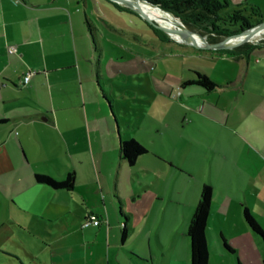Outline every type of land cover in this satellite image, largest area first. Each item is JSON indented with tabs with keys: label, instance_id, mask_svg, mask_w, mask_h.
<instances>
[{
	"label": "crops",
	"instance_id": "0c3cea01",
	"mask_svg": "<svg viewBox=\"0 0 264 264\" xmlns=\"http://www.w3.org/2000/svg\"><path fill=\"white\" fill-rule=\"evenodd\" d=\"M90 8L95 10L93 0H0V186L6 202L0 212V264H190L188 226L205 183L213 187L206 227L209 264H264V239L244 215L247 207L264 231V43L235 55L191 45L177 53L175 46H167L171 53L166 57L183 58L182 69L179 79L160 82L154 74L159 62L152 57L161 50L158 42L147 53L151 58L133 49L120 53L125 48L106 37L104 24L118 33L120 28L107 14H97V23ZM104 41L116 51L106 52ZM126 54L136 62L121 61ZM193 60L214 62L212 70L221 79ZM29 71L34 73L26 82ZM126 71L140 77L147 72L156 97L162 91L184 98L182 117L193 129L190 141L198 146L199 167L187 169L193 185L175 236H158L160 262L145 263L134 254L136 260L126 261L133 255L125 248L128 236L122 238L118 168L129 163L120 156V141L127 137L115 106L121 94L117 88H127L116 78ZM197 72L220 86L207 91L182 84ZM150 103L156 120L161 111L154 100ZM129 137L140 141L133 133ZM71 171L76 174L73 189H56L35 177L63 179ZM134 201V214L150 220L148 199ZM91 213L102 218L100 225L84 226ZM133 244L138 249L129 247L139 254L158 252L152 236L137 235Z\"/></svg>",
	"mask_w": 264,
	"mask_h": 264
},
{
	"label": "rangeland",
	"instance_id": "374dc122",
	"mask_svg": "<svg viewBox=\"0 0 264 264\" xmlns=\"http://www.w3.org/2000/svg\"><path fill=\"white\" fill-rule=\"evenodd\" d=\"M114 2L113 0H93L95 10L89 9V15L97 23L100 21L97 14H107L109 21L115 22V26L120 28V33H118L113 28L104 24L106 37L110 41L113 40V43L118 47L125 48L120 50V53H124L126 49L128 51L133 49L138 51L137 53L141 52L148 55L147 53L151 49V44L158 42L161 50H154L152 48L154 50L152 57L154 61L158 60L159 62V67L154 73L155 76L160 82L163 81L165 83H172V81L179 79L183 58H167L166 55L171 53L167 48L175 46V48L179 49L177 50L178 52L176 51L177 53H183V46L190 45L183 44L172 38L169 33L158 26L154 19L152 22L145 19L134 7H131L130 11L121 10L116 5L118 2ZM251 3L247 6L248 10L246 14H252L253 16L252 8L256 4L257 7L261 8L264 16V0H251ZM83 5L84 2H82ZM121 5L129 6L124 3ZM142 10L150 14L148 11ZM257 17V15L253 16L254 19ZM193 31L206 38L209 37V34L203 32L202 28L199 29L201 33L196 29H193ZM113 34L117 35V37L112 36ZM253 34H260L263 37L257 40L248 39L247 42L255 44L264 40V34ZM179 38L189 40L180 36ZM103 45H105L106 52L111 50L116 51L114 46L107 44L105 41ZM192 47L194 49L195 46ZM148 57L151 58L150 55ZM120 60L131 63L136 62L134 57L127 54ZM192 62L195 65L201 63L198 60H193ZM222 62L226 68L232 67L230 61L223 60ZM201 64L207 66L209 71H212L214 79L218 81L221 79L222 76L217 71L212 70L214 62H203ZM189 67L191 65L187 63L186 68ZM112 69L117 68L112 66ZM144 74L143 77H140V74L132 76L126 71L121 74V76H125L124 78H116L117 82L124 84L127 88L123 90L117 88L118 93L121 94L119 95V101L115 102V106L118 112L121 111L123 118L121 120V129L124 136L127 137L124 140H130L129 133H133L134 137L138 138L139 142L147 149L142 162L132 166L129 164L123 165L118 168V174L121 187L120 195L123 198L122 208L126 212L123 215V226L124 224L128 226V246H125V248L132 255H137L141 259L140 261L148 263L151 261L160 262V260L164 259L163 248L157 242L158 236L160 237V232L163 236L166 235V232L171 236H175L174 231L179 222L178 216L182 214L185 207V195L193 185L190 179L192 174L187 169L196 170L199 167V159L195 156L194 152L198 150V146H195L190 141V137L194 135L193 129L186 125L182 117L184 105L179 102H183L184 98L175 97L162 91H158L159 96L156 97L155 91L147 83L146 76H148V73L145 72ZM193 75H195V72H193ZM133 82L136 86L131 88ZM128 90L137 92L136 94H131L127 92ZM122 92L125 93L122 95ZM152 100L155 101L159 111L162 112V114L161 112L159 113V117L156 120L152 117L150 111V101ZM141 111H145L146 115H141ZM52 168L58 173V169L55 166H52ZM143 198L148 199L153 206V211L150 215V220L145 216L146 219L140 221L139 217L134 214L136 211L134 199L138 201ZM5 207V192L0 186V212H3ZM140 234L145 235V238L152 236L156 242L158 252L152 255L150 252L141 251L142 253L139 254L135 250H132L130 247L138 249L133 243L136 241L137 235ZM134 255L128 254L126 261L133 262L136 260ZM189 262L191 264V253Z\"/></svg>",
	"mask_w": 264,
	"mask_h": 264
},
{
	"label": "trees",
	"instance_id": "16d2710c",
	"mask_svg": "<svg viewBox=\"0 0 264 264\" xmlns=\"http://www.w3.org/2000/svg\"><path fill=\"white\" fill-rule=\"evenodd\" d=\"M162 8L168 10L172 15L165 13L169 18L174 20V17L183 21L190 29L200 28L203 32H207V37L210 43H216L225 37H229L240 32H243L254 25L264 22V16L260 7H253V14L257 18H253L252 14H246L247 5L237 4L234 6L229 0H148ZM116 3V2H115ZM121 8L130 10L131 7H126L116 3ZM90 24V22H88ZM91 25V24H90ZM152 25V24H151ZM153 26V25H152ZM154 27V26H153ZM259 28H264L260 26ZM258 28V29H259ZM201 33V32H200ZM203 34V33H202ZM260 43L242 42L235 45L233 48L209 49L213 52H223L230 55L238 53H248L249 50L259 47ZM199 51L207 49L200 48ZM183 85L196 84L203 87L207 91H212L220 86L215 80L207 74L197 72L196 77L185 80ZM147 152L146 147L138 140L132 138L130 140L122 139L120 141V156L125 159L130 165H134L137 159ZM36 180L41 183L50 185L56 189H73L76 182L75 172H69L65 178L56 179L51 175L37 173ZM213 199V187L209 183L202 186L200 198L191 217L188 226V236L191 242V264H209L210 251L208 247L206 227ZM246 221L250 227L264 239V231L256 221L255 217L246 207L244 210ZM122 238L125 239L128 234V226H123ZM228 249L233 251L232 247L226 243Z\"/></svg>",
	"mask_w": 264,
	"mask_h": 264
},
{
	"label": "water",
	"instance_id": "95a60500",
	"mask_svg": "<svg viewBox=\"0 0 264 264\" xmlns=\"http://www.w3.org/2000/svg\"><path fill=\"white\" fill-rule=\"evenodd\" d=\"M115 2H118L120 4L124 3L126 5H129V7H134L135 9H137V11L147 20H150L152 22V20L154 19L158 26H160V28L164 29L167 33H169L171 35L172 38L176 39L177 41L182 42L183 44H188V45H192L195 46L197 48H204V49H223V48H233L235 45H238L242 42H246L248 41V37L250 35H252L260 26H264V22L259 23L257 25L252 26L251 28L240 32L238 34L226 37L225 39L216 42V43H210L208 41V39L205 36H202L200 34H198L197 32L193 31L192 29H190L183 21H181L180 19L174 17V20L177 22H181L184 25L185 30L193 35L195 38L193 39H189V40H181L178 37H176L174 35L173 32H171L169 29H167L165 26H163L161 23L158 22V20L156 18H154L152 15L147 14L146 12H144L141 8H140V3L141 2H146L148 4H150L151 6L157 7L163 11H165L166 13L172 15L168 10L162 8L161 6L148 1V0H113ZM173 16V15H172ZM195 35H197L199 38H197Z\"/></svg>",
	"mask_w": 264,
	"mask_h": 264
},
{
	"label": "bare ground",
	"instance_id": "6f19581e",
	"mask_svg": "<svg viewBox=\"0 0 264 264\" xmlns=\"http://www.w3.org/2000/svg\"><path fill=\"white\" fill-rule=\"evenodd\" d=\"M140 8L148 11L150 13V15H152L154 18H156L158 20L159 23H161L163 26H165L167 29H169L171 32H173L176 37L179 38V36H180V37L188 38V39H192V38L194 39L195 38L193 35L189 34L185 30L184 25L181 22H177L175 20H172L171 18H169V16H167V14H165V12L163 10H161L157 7L151 6L150 4H148L146 2H141ZM254 33L264 34V28H259ZM195 36L197 37V35H195ZM262 37L263 36L260 34H252L248 37V39L257 40L258 38H262ZM181 40H184V39H181Z\"/></svg>",
	"mask_w": 264,
	"mask_h": 264
},
{
	"label": "built area",
	"instance_id": "2783aa9c",
	"mask_svg": "<svg viewBox=\"0 0 264 264\" xmlns=\"http://www.w3.org/2000/svg\"><path fill=\"white\" fill-rule=\"evenodd\" d=\"M16 50L15 46H9V51L10 52H14ZM34 72L33 71H29L26 76H25V81L28 82L32 76ZM102 222V218L96 214V213H91L85 220L84 222V226H88V225H100Z\"/></svg>",
	"mask_w": 264,
	"mask_h": 264
}]
</instances>
